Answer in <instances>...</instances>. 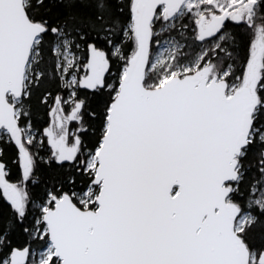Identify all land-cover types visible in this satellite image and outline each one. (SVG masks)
Masks as SVG:
<instances>
[{"label":"snow or ice","instance_id":"6c2138e0","mask_svg":"<svg viewBox=\"0 0 264 264\" xmlns=\"http://www.w3.org/2000/svg\"><path fill=\"white\" fill-rule=\"evenodd\" d=\"M0 264H264V0H0Z\"/></svg>","mask_w":264,"mask_h":264}]
</instances>
